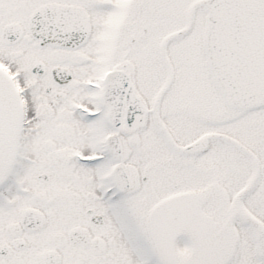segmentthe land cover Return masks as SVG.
Wrapping results in <instances>:
<instances>
[{"label":"snow or ice","instance_id":"1","mask_svg":"<svg viewBox=\"0 0 264 264\" xmlns=\"http://www.w3.org/2000/svg\"><path fill=\"white\" fill-rule=\"evenodd\" d=\"M0 264H264V0H0Z\"/></svg>","mask_w":264,"mask_h":264}]
</instances>
